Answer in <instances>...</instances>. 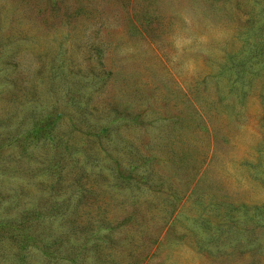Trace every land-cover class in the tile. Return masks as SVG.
I'll use <instances>...</instances> for the list:
<instances>
[{"label": "rangeland", "instance_id": "374dc122", "mask_svg": "<svg viewBox=\"0 0 264 264\" xmlns=\"http://www.w3.org/2000/svg\"><path fill=\"white\" fill-rule=\"evenodd\" d=\"M0 264H264V0H0Z\"/></svg>", "mask_w": 264, "mask_h": 264}]
</instances>
